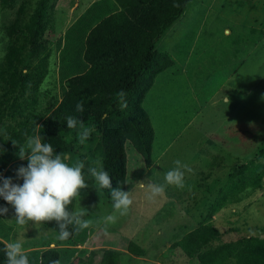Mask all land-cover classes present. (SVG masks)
Returning a JSON list of instances; mask_svg holds the SVG:
<instances>
[{
    "label": "rangeland",
    "instance_id": "374dc122",
    "mask_svg": "<svg viewBox=\"0 0 264 264\" xmlns=\"http://www.w3.org/2000/svg\"><path fill=\"white\" fill-rule=\"evenodd\" d=\"M22 1L16 0L11 8L0 6V62L9 39L4 27ZM83 4L55 1L43 35L53 51L38 89L40 112L50 107L51 95L59 91L54 42ZM156 48L169 53L175 64L157 76L144 100L155 133L152 164L147 168L136 154L128 153L127 191L133 203L126 215L107 227L104 217L113 212L111 204L99 198L97 207L86 211L82 218L93 221L92 230L87 242L78 246L85 252L77 253L74 264H97L103 247L123 252L118 264H197L182 254L169 255V247L203 222L217 227L222 241L264 236V177L260 187L241 191L234 201L211 212L231 173L264 146V0H190ZM176 160L191 169H182L184 188L166 185L164 195L149 200L147 184L164 183V174ZM84 204L80 190L75 210ZM1 216L23 246L58 240L43 224H17L10 209ZM131 241L145 250L144 257L130 254ZM92 250L97 252L88 263Z\"/></svg>",
    "mask_w": 264,
    "mask_h": 264
},
{
    "label": "trees",
    "instance_id": "16d2710c",
    "mask_svg": "<svg viewBox=\"0 0 264 264\" xmlns=\"http://www.w3.org/2000/svg\"><path fill=\"white\" fill-rule=\"evenodd\" d=\"M55 1L23 0L14 19L4 27L9 39L0 62V175L22 184L15 170L26 166L27 159L19 158V147L27 148V139L40 135L52 144L55 153L64 155L67 163L78 158L84 161L88 187L81 191L84 208L91 211L99 198L113 205L110 190L101 189L88 173L93 161L100 160L112 178V186L119 185L123 191L128 189L130 151L145 167L152 164L155 133L144 100L157 76L175 64L169 53L156 48V42L180 18L190 0H95L54 42L59 91L51 95L50 107L40 112L38 89L48 73L53 51L43 35ZM15 2L0 0V6L11 8ZM261 87L264 88V77ZM119 90L127 93V107L123 110L116 96ZM78 101L84 103L83 112L76 111ZM68 115L94 129L83 144L78 139L79 126L67 127ZM6 120L11 123L4 125ZM263 177L264 146L254 159L231 173L211 212L234 201L241 191L260 187ZM0 206L10 209L15 217L14 208L2 197ZM75 209L76 200L69 205L70 211ZM42 224L59 236L55 221ZM91 230L75 231L69 226L72 235L68 239L58 238L26 250L29 264H49L56 259L61 264L77 263V253L85 252L78 246L87 242ZM14 235L13 226L0 215V264H6L4 248L15 241ZM221 236L217 227L203 222L173 240L169 255L182 254L197 264H264V236L252 234L234 241H222ZM128 251L136 257L145 256V250L132 241ZM96 252H89L88 263L94 261ZM99 253L97 264H118L123 252L103 247Z\"/></svg>",
    "mask_w": 264,
    "mask_h": 264
},
{
    "label": "clouds",
    "instance_id": "9594fccd",
    "mask_svg": "<svg viewBox=\"0 0 264 264\" xmlns=\"http://www.w3.org/2000/svg\"><path fill=\"white\" fill-rule=\"evenodd\" d=\"M178 7V4H174ZM120 108L127 107L124 90L116 93ZM228 103V100H226ZM76 111H84L83 101H78ZM67 127L75 129L79 126L78 139L83 144L94 130L86 127L82 120L68 115ZM41 127V126H40ZM14 143V142H13ZM27 148L19 147L18 156L21 160L27 159V165H21L15 170L16 179L23 183L13 182L12 177L0 175V197L10 204L15 211V220L19 225H26L29 221L36 225L55 221L59 229L60 240H66L72 235L73 230L80 231L92 226L91 219H83L87 215L86 209L69 210V205L79 199L80 190L88 187L85 182L83 169L85 163L79 158L69 164L62 153H55L53 146L45 142L40 135L27 139ZM15 144V143H14ZM3 149L0 148V152ZM88 173L101 189H109L113 201V212L104 217V225L115 224L120 216L128 213L133 199L129 191H123L119 185L112 186V178L104 169L100 160L92 162ZM174 167L164 174V183L150 182L147 184L148 199H154L165 193L166 185H174L179 189L185 186L184 171H191L187 164L180 160L174 161ZM143 186V183H141ZM8 208L0 206V215H6ZM6 264H29L27 253L23 248V241L8 242L4 248ZM43 264V262H41ZM49 264H61L59 259L50 260Z\"/></svg>",
    "mask_w": 264,
    "mask_h": 264
},
{
    "label": "crops",
    "instance_id": "0c3cea01",
    "mask_svg": "<svg viewBox=\"0 0 264 264\" xmlns=\"http://www.w3.org/2000/svg\"><path fill=\"white\" fill-rule=\"evenodd\" d=\"M81 1H84L85 4L82 5V8H81V10H80L78 16H80V15L84 12V10H85L90 4H92L95 0H81ZM78 16H77V17H78ZM77 17H76V18H77ZM76 18H75V19H76ZM75 19H74V20H75ZM74 20H73V21H74ZM73 21H72V22H73ZM72 22H71V23H72ZM71 23H70V24H71ZM70 24H69V25H70ZM69 25H68V26H69ZM173 66H174V65H173ZM170 68H171V67H170ZM166 70H167V69H166ZM166 70H165V71H166ZM213 70H215V69H212V70H211L210 77L212 76V73H214ZM163 72H164V71H163ZM160 74H161V73H160ZM212 103H214V101H212ZM53 245H54V244H53ZM34 246H35V245H29V244L27 243L26 245H24L23 248H24V251H26V250H30V249H34V248H39V247H34ZM37 246H38V245H37ZM51 246H52V245H51ZM138 258H140V257H138Z\"/></svg>",
    "mask_w": 264,
    "mask_h": 264
},
{
    "label": "water",
    "instance_id": "95a60500",
    "mask_svg": "<svg viewBox=\"0 0 264 264\" xmlns=\"http://www.w3.org/2000/svg\"><path fill=\"white\" fill-rule=\"evenodd\" d=\"M53 246V244H51Z\"/></svg>",
    "mask_w": 264,
    "mask_h": 264
}]
</instances>
